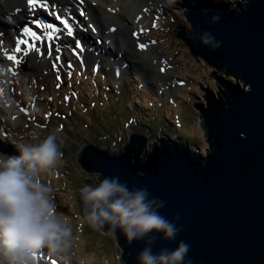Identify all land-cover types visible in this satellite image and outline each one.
I'll return each mask as SVG.
<instances>
[{"label":"water","instance_id":"water-1","mask_svg":"<svg viewBox=\"0 0 264 264\" xmlns=\"http://www.w3.org/2000/svg\"><path fill=\"white\" fill-rule=\"evenodd\" d=\"M237 5L241 11L185 1L180 9L192 30L190 37L181 27L176 37L237 80L214 74L224 96L208 92L207 104L195 105L207 127L206 156L199 147L170 137L148 149V138L140 131H130L116 152L88 143L77 155L86 173L144 186L164 201L160 212L169 220L179 214L182 231L171 242L157 234L153 251L173 249L183 240L192 264H264V0ZM214 16L219 18L214 21ZM205 32L219 47L202 43ZM115 234L125 251L122 263L135 264L144 241L129 244Z\"/></svg>","mask_w":264,"mask_h":264},{"label":"rangeland","instance_id":"rangeland-1","mask_svg":"<svg viewBox=\"0 0 264 264\" xmlns=\"http://www.w3.org/2000/svg\"><path fill=\"white\" fill-rule=\"evenodd\" d=\"M131 1L133 0H124L122 4L117 2L125 13L108 7L106 12L111 17L129 15L126 10ZM185 1L222 4L241 11L237 2L243 5L245 0H173L162 3V12H148L151 22L148 25V39L165 56L168 66L174 72L173 92L169 93V83L161 75L152 76L140 68L139 72L128 70L127 76L119 81L106 57H100L94 63L86 55L82 58L74 57L71 54L74 50L72 45L76 47L78 42L74 44L76 38L66 34L54 42V50L58 53L54 59L56 65L42 70L25 57L21 61L22 67L19 66L14 73L16 80L12 82V95L17 96L14 105L21 108L22 115L19 130L16 131L19 141L31 140L30 133L33 131L38 132L42 138L56 130L63 153L57 164L65 171L60 170L58 173L60 178L62 172L68 174L65 175L67 184L62 183L66 180L60 178L57 181L53 170L54 173H42V179L55 188L57 211L63 213L73 226L72 248L70 254L62 260L64 264H123L124 259L125 251L115 233L104 234L82 222L80 194H76L77 190L73 189L79 190L84 184H95L100 180L96 173H86L78 163L77 155L83 145L93 143L110 154L123 149L130 131H140L148 138V149L160 144L161 137H170L180 143H188L191 147L197 146L204 156L210 149L204 118L195 105L207 104L205 97L208 92L224 96V88L220 90L214 74L223 76L226 80L231 78L233 82L237 80L211 65L201 55L193 53L176 37V32L181 27H185L187 35H191L192 25L180 12ZM145 7L148 8L144 6V9ZM132 10L133 8L130 12ZM158 13L163 15L159 16ZM38 15L35 16L36 20ZM114 26L116 24L105 29L106 36L118 31V28L117 31L112 30ZM94 27L95 25L92 28L87 25L86 31L94 37L92 44L98 48L95 55L90 53L98 56L100 48L111 42L103 36L100 37L102 42L96 39ZM66 57L71 61L72 67L67 65ZM25 67L28 69L25 70ZM93 67L99 72L95 78L91 72ZM17 71L22 74L21 82L16 76ZM101 83L104 84L103 87L100 86ZM106 86H111L115 91ZM105 129L116 133V141L112 140ZM18 132L20 135H17ZM84 174L95 176L93 183L81 180L80 177ZM90 256L91 261L87 262L84 257ZM46 260L36 259V264H48Z\"/></svg>","mask_w":264,"mask_h":264},{"label":"clouds","instance_id":"clouds-1","mask_svg":"<svg viewBox=\"0 0 264 264\" xmlns=\"http://www.w3.org/2000/svg\"><path fill=\"white\" fill-rule=\"evenodd\" d=\"M219 17L214 16L213 20ZM202 43L219 47L211 33L201 34ZM31 140H11L14 154L0 152V264H36L42 250L65 260L73 243V226L57 211L55 188L42 179L63 155L57 131L44 137L36 131ZM82 222L97 230L117 231L130 244L144 241L135 264H192L189 245L180 240L175 248L154 252L155 236L173 241L182 231L177 214L169 220L160 212L164 201L144 186L129 187L118 176H104L80 189Z\"/></svg>","mask_w":264,"mask_h":264},{"label":"bare ground","instance_id":"bare-ground-1","mask_svg":"<svg viewBox=\"0 0 264 264\" xmlns=\"http://www.w3.org/2000/svg\"><path fill=\"white\" fill-rule=\"evenodd\" d=\"M47 1H49V11H43L38 7L35 9L34 6L29 5L28 0H0V61H2L0 63V152L14 154L15 148L10 141L13 139L19 141L20 139L16 136V131L19 130V121L22 117L21 108L14 105L17 96L12 95L14 85L12 82L16 80L14 77L15 71L19 66L22 67L21 61L25 57L31 59V62L42 70L56 65L54 59L58 53L54 50V42L61 35L69 33V31L72 32L74 39L76 38L73 43L78 42L80 45L78 48L72 45V48L76 49V53L79 56L86 55L87 59L93 63L100 57H106L111 69L113 71L118 70L116 76L119 81L127 76L128 70L139 72L141 68L151 73L152 76L155 74L161 75L163 80L169 83V93L175 89V87H172L173 70L168 66L165 56L148 39V25L151 23L148 19V12H158V10L162 12V3H165V1L173 2V0H133L126 10L129 13V15H126L128 18L124 14H122L124 16L119 14V16L111 17L112 15L106 12V7L115 11L122 10L117 2L120 1L122 4L124 0H81L77 3L72 0ZM144 6L148 8L145 7V10ZM78 8L79 12L84 9L86 16L81 18V15L76 13ZM132 8L133 10L130 12ZM53 10H61L62 15L68 18L69 29L66 30L60 25L53 29L47 27L49 24H40L37 27L32 25V21L36 20L35 16L38 14L47 15V19L50 18L53 21L51 16ZM122 12L125 13L124 8ZM158 14L159 16L163 15L162 13ZM28 20H30V23H28ZM76 21L79 23L77 24ZM114 24L117 27L114 26L113 30L117 31L118 28V31L106 36L105 29H109L110 25ZM87 25L91 28L92 25H95L94 29L98 32L97 35H100H95V38L101 39L100 37L103 36L111 42L110 45L105 43L100 48L101 52L98 56H93L90 53L92 52L95 55L98 48H95L92 44V38L94 39V37L88 35L89 33L85 30ZM31 28H35L34 33L30 31ZM140 44H144L145 48L140 49ZM32 45L36 47L33 48ZM17 47L21 50L16 51ZM24 50L27 51L25 55L21 53ZM8 55L18 57L19 60L21 57V60L19 62L9 61L7 59ZM16 76L21 82L22 74L20 71L16 72ZM28 111L30 113V109ZM18 134L20 135L19 132ZM91 257H84V259L90 262Z\"/></svg>","mask_w":264,"mask_h":264},{"label":"trees","instance_id":"trees-1","mask_svg":"<svg viewBox=\"0 0 264 264\" xmlns=\"http://www.w3.org/2000/svg\"><path fill=\"white\" fill-rule=\"evenodd\" d=\"M209 63H210V62H209ZM210 64H211V63H210ZM211 65H212V64H211ZM214 67H215V66H214ZM24 69L26 70V69H28V68L25 67ZM232 78H234V77L232 76ZM234 79H236V78H234ZM230 80L232 81L231 78H230ZM136 103H137V102H136ZM105 130L109 132V136L112 138V140L115 139V141H116V138H115V136H116L115 134H116V133H113L112 131L107 130V129H105ZM110 134H111V135H110ZM182 143H183V142H182ZM55 168H56V169H55ZM60 170H64V171H65V169H61V168H60V164H59V165L57 164V165L54 167V169H53V171H54L55 173H54L53 171H51L52 173H54L53 176H56V178H57L56 180H57V181H58V179L60 178L59 173H58ZM65 175H68V174L65 173V172H62V176H61L60 179H61V180H66V182L63 181L62 183L67 184L68 181H67V177H66ZM50 179H52V178H50ZM80 179L83 180V181H90L91 183H93L92 181L95 179V176L84 174L83 176L80 177ZM55 183H56V182H55ZM68 190L70 191L71 189L68 188ZM73 190H77V193H76V192H75V193H76V194H80L78 189H73ZM69 191H68V192H69ZM77 203H78V201H77Z\"/></svg>","mask_w":264,"mask_h":264},{"label":"snow or ice","instance_id":"snow-or-ice-1","mask_svg":"<svg viewBox=\"0 0 264 264\" xmlns=\"http://www.w3.org/2000/svg\"><path fill=\"white\" fill-rule=\"evenodd\" d=\"M38 2V0H28V3H29V5H34V4H36ZM64 24H65V27H68V22L67 21H64L63 22ZM72 34V32L71 31H69V35H71ZM80 45H79V43H77V45H76V47H79ZM32 47L34 48V47H36L35 45H32ZM139 48L140 49H144L145 48V45L144 44H140L139 45ZM21 49L19 48V47H17V49H16V51H20ZM7 59L9 60V61H12V62H17L18 61V58L17 57H14V56H12V55H8L7 56ZM0 63H2V61H0ZM162 71H163V69H161Z\"/></svg>","mask_w":264,"mask_h":264}]
</instances>
